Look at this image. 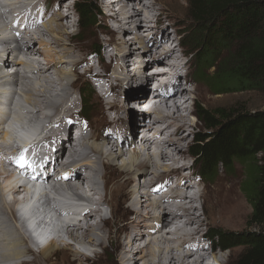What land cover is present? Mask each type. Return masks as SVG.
Returning a JSON list of instances; mask_svg holds the SVG:
<instances>
[{"label":"bare ground","instance_id":"1","mask_svg":"<svg viewBox=\"0 0 264 264\" xmlns=\"http://www.w3.org/2000/svg\"><path fill=\"white\" fill-rule=\"evenodd\" d=\"M133 1L135 6L131 12L124 11V0L102 2L111 10L108 19L116 24L119 35L129 30L131 33L127 34L128 40L125 35L120 36L121 41L108 53L118 63L117 73L112 72L114 76L110 74L108 80L93 78L96 83L105 82L106 87L100 85V94L113 95L105 109L109 122H102L111 127L101 130L90 119L82 120L88 131L81 147L74 148L67 140L74 125L69 119L76 107V100L71 99L74 94L71 68L88 63L83 72L94 73L93 76L99 73L92 72L95 65L85 57L75 58L68 46L75 32L68 31L62 21L67 18L72 2L58 3L56 12L45 20L39 13L41 3L37 0H0V264H53L50 256L64 249L74 257L80 255L82 264L92 258L96 260V247L104 248V241L112 232L109 218L102 217L101 206L108 205L112 214L111 197L122 184L131 183L127 180L129 177L134 187L120 203L125 219L118 230L116 244L121 264L137 261L140 264L227 263L226 256L213 251L212 240L206 249L207 236L201 227L203 224L233 226L240 216V204L235 196L227 197L230 188L227 184L223 195L219 194V188L215 191L213 206L209 207L206 189L198 188L199 183L191 179L197 176L193 173L194 166L184 163L182 142L191 134L193 122H188L183 111L187 109L186 100H191V92L196 89L187 87L188 83H195L190 72L185 77L182 75L185 81L182 87L176 84L180 67L188 66V60L183 57L186 51L180 49V40L170 36L163 25V5L156 8V0ZM166 16L171 18L169 14ZM37 17L43 19L41 28L46 27L41 35V29L35 24ZM17 20L19 25L25 22L36 28L31 35L38 39V50L17 30ZM69 23L74 25V21ZM174 29L177 33L178 28ZM39 52L43 61L32 58ZM131 56L136 59L133 69L127 72L126 64ZM105 66L99 64L103 72ZM147 66L151 68L143 76L142 69ZM9 67L14 71H9ZM120 70L123 82L127 76L128 92L113 83V80L121 83ZM154 83L156 90L151 89ZM147 92L159 94L162 99L148 109L147 106L144 110L139 108L136 114L129 106L144 105ZM188 93L190 96L186 98ZM130 98L133 100L129 101ZM112 112L119 113L116 118L121 120L111 118ZM185 126L191 128L188 133H181ZM54 130L57 132L52 133ZM115 139L120 140L122 148L114 145L118 142ZM127 144L134 149L128 154L124 150ZM21 145L34 146L37 150L36 157L27 159L29 163L19 159L24 150ZM64 155L70 160L59 168L58 160L63 161ZM76 156L82 159L76 160ZM102 157L106 159L101 162ZM186 166L189 172L183 170ZM82 168L89 173H83ZM108 169L115 172L112 179L107 176ZM122 173L128 177L118 182ZM26 178L33 182L29 184ZM88 191L97 199L94 196L86 199ZM82 200L84 204L94 200V207L80 214L77 201ZM72 215L76 218L70 219ZM97 216L99 220L92 221ZM51 234L54 235L46 245L38 246L34 242V248L30 247L31 240L42 241ZM30 254L34 258L25 260Z\"/></svg>","mask_w":264,"mask_h":264},{"label":"trees","instance_id":"2","mask_svg":"<svg viewBox=\"0 0 264 264\" xmlns=\"http://www.w3.org/2000/svg\"><path fill=\"white\" fill-rule=\"evenodd\" d=\"M187 5V16L200 32L186 36V45L191 53L202 49L191 80L213 94L253 91L264 96V0H187ZM74 8L81 31L96 25L94 0H77ZM98 49L93 55L101 59ZM94 93L90 84L79 88L84 119ZM194 115L200 128L188 154L195 174L211 184L219 166L229 172L237 163L244 175L240 187L251 205L247 229L210 228L205 236L222 251L242 247L234 264H264V109L221 112L196 104Z\"/></svg>","mask_w":264,"mask_h":264},{"label":"rangeland","instance_id":"3","mask_svg":"<svg viewBox=\"0 0 264 264\" xmlns=\"http://www.w3.org/2000/svg\"><path fill=\"white\" fill-rule=\"evenodd\" d=\"M64 1H66V3L72 2V8L68 12L67 18L62 21V23L65 26L67 25L66 27H67L68 31L75 32V34L71 37V41L68 43V46L71 49V53L77 59L85 57L86 60H89L90 62L94 63L95 67H93L92 72L97 71L99 73V75L93 76L94 73L83 72V68L88 63H85L83 65L82 64L75 65L71 68L72 73H73L72 74V80H71L72 81L71 82L72 83L71 88L73 87L72 90H74L73 91L74 94H72L71 99L76 100V107L74 108L73 112L71 113V117L69 120L73 124L79 123V119H81V117L79 116V108L81 105V101H80V97H79V95H80L79 94V88L81 86H85V85L90 84L93 86L95 93L92 97V104L90 106H86L87 113L85 114V116L87 117L88 120L90 119V122L98 124L101 127V130H105V129H107V127H108V129H110L111 126H108V124H105L102 122H109L108 115H107V112L105 111V109L108 106L107 101L112 100L113 95H108L107 97H105V96H103L104 94H100L98 92V90L100 89V85L102 84L106 87L105 82L103 81L104 79H99V80L103 81L102 83H100V81H98L96 83L93 78L98 76V77L107 78V80H108V76L110 74L113 75L112 72L117 73L116 68L118 66V63L115 59L111 60L108 57V53L112 52L110 49L114 45H116L118 42L121 41L119 39V37L121 36V35H119L120 32H118V30L116 29V27H115L116 24L114 22H110L108 19V17H109L108 13L111 12V10L106 9V7H104V5L102 3V2H105L107 0H94L97 8L99 9L98 21H97L96 25L89 26L88 28L84 29V31H81V29L78 26V22H77V15H76L75 8H74L75 1H77V0H61V1L60 0L59 1L58 0H37V3H39V5L41 3V9L39 7V13L42 15V18H45V20L50 18L56 12L55 9H56V6L58 5V3L62 4V2H64ZM124 1H125V5L123 6L124 11L125 12L133 11L134 9L132 7L135 6L134 1L133 0H124ZM143 1H146L148 3L152 2V0H143ZM66 3H63V4L66 5ZM155 3H156L155 4L156 8H158L160 6V4L165 7L164 13L162 14V16H163L162 23H164L163 25L167 28L170 36L174 35V37H176L177 39L180 40V49H184L186 51L185 55L183 57H186V59L188 60L187 61L188 66L183 67V68L180 67L179 71L177 72V76H179L180 79H177L176 84L178 83L177 85H179V87L180 86L182 87V85H184V83H185V81H183L182 75H184V77H185V74H188L189 72H190V74L192 73V70L194 69V62L196 61L197 57L199 56V53L202 50L200 47V48L196 49L195 52L191 53L192 49L190 50V47H189L191 45H186L185 39H186V36H189L192 33H197V32L199 33L200 30H199V28H197L193 24L192 21H190V19L187 16V6H188L187 0H156ZM115 7H116V5H115ZM62 12H65V11L63 10ZM168 14L171 16V18L166 16ZM120 20L123 21L122 19H120ZM69 21H72V24L74 21V25L73 26L70 25ZM144 23L146 24L147 22H144ZM41 25H43V24L39 25L40 26L39 28L41 29L40 35L42 33V29H44V27L41 28ZM175 27L178 28L177 33L175 32V29H174ZM45 29H46V27H45ZM146 29H148V26L145 27L143 29V31H141V32H145ZM32 32L33 31H31L29 33L31 34ZM26 33H28V32H26ZM26 33L24 35L25 37H27V38H25L26 41L30 45H32L33 48L38 50L39 45L36 42L38 39L34 38L32 35H30V36H29V34L26 35ZM129 33H131L130 30L127 31L126 33L124 32V34H122V35H125L124 37H126L128 40L130 36H128L127 34H129ZM144 36L147 37L146 34ZM43 37H44V39H47L46 36L43 35ZM29 39H30V41H29ZM132 44H136V43L132 42ZM96 47L99 48L98 49L99 53H101V58H103L102 62L104 65H106L105 66L106 67L105 72H103L99 68V63H98L99 58L97 59L93 55L92 50H93V48H96ZM155 50L157 51V48ZM155 54H158V53H155ZM34 57L37 59L41 58L40 60L43 61V57H42L40 52H39V54L32 56V58H34ZM130 58H131V60H130ZM128 59H129L128 64H126L127 72H128V69L130 71L133 69L131 66L135 62L134 59H136V57L131 56ZM35 61H36V59H35ZM150 68H151V66H147L146 68L142 69L143 76H145L144 73L146 74V72ZM145 70H146V72H145ZM125 71H123V72H125ZM207 73L210 74L211 70H208ZM118 75H119V78L121 79V83L118 81H115V80H113L114 81L113 83L119 84L120 88L125 87V90L128 92V87H127L128 84L126 83L127 82V78H126L127 76H125V81L123 82L122 77H121V70L119 71ZM128 77H130V76H128ZM109 82H110V80H109ZM106 84H108V81ZM192 86H191L192 90L195 87H196V89H194L191 92V100H189V99L186 100L187 109L185 111H183V114L186 115V117H188V122H193V126H192L191 134L189 135L187 140L184 141V143L182 142L183 146L181 147L182 152L185 154L184 163H187L189 166L191 164H193V159L188 154V150H189L190 145L193 142V138H194L196 132L200 128V124L194 115V110H195L196 104H202L208 109H216V110H220L221 112L233 110L235 108H245V109H251V110L264 109V96L260 93H257V92L243 91V92H228V93H223V94H213L209 90V88L205 84H203L202 82L194 83ZM136 89L137 88H135L133 90L135 91ZM145 90L146 89L142 88L143 92H145ZM165 90H167V89L165 88ZM174 90L177 91L178 88H176ZM138 94L139 93H137L136 95H138ZM131 100H133V98L129 99V101H131ZM67 104H69V102H67ZM129 107H133L136 114L138 113L139 108H140L139 106L135 107L133 103L130 104ZM114 111L120 112L121 110H114ZM118 114L119 113H113L112 112L110 114V117L115 118V121H118L119 119L121 120V118H118V119L116 118ZM86 122L88 123V121H86ZM137 128H138V126H137ZM190 128H191L190 126H185V128L181 131V133L182 132L188 133ZM68 139L70 142L71 138H67V140ZM132 151H134V149ZM99 159H100V157H99ZM105 159H106L105 157H102L101 162L104 161ZM99 164H101V163L99 162ZM193 166H194V164H193ZM187 167L188 166L183 167V170H188ZM108 170H107V176H109L110 179H112V176H114L113 174L115 172L111 171L112 169H108ZM194 170L196 171L195 167H194ZM194 170H193V173L195 174ZM188 172H189V170H188ZM196 173H197V171H196ZM127 177L128 176H126V174L122 173L121 176H119V179L117 181L119 182L121 180L123 182ZM212 177H213V182L211 184H209L208 180H206V183L202 182V180H200L198 178V176H194V178H191V179H193L192 181H197L199 183L198 188H200V189L205 188L206 189L207 194H205V196H207V198H209V201L207 202L209 207L213 206L212 201H213V198L215 197V195L217 194L215 191L219 188V194L223 195L226 192V190H224L223 187L227 186V184H228V186L230 188H229V190H227L226 195H227V197L235 196L234 198L238 200V203L240 204V216L238 217L237 222L233 226H230V227H226L224 225L203 224L201 227L202 233L205 234L207 232V230H209L210 228L217 229V230H228V231H241V230L247 229V223H248V220L250 218V213H251V205H250L249 201L247 200L245 194L243 193V191L241 190V187H240L241 182L244 178L243 171H242V168L240 167V165L235 163V166L229 172H227V170L225 171V169L222 166H219V168L216 170V172L213 174ZM127 180L131 183L130 184H124V185L122 184L117 190H115L117 195H115L116 193L114 192L112 197H111L112 198V204H113L112 214L109 211L110 208H108V205L104 206L106 208V210L108 209L104 213V217L109 218L108 225H110L112 232L110 233V237L108 238V240L104 241V246H105L104 248L96 247V251L98 252V258L96 260L92 258L91 260L85 261L87 264H121L120 259L118 257L119 253H117L118 251L116 248V244L118 242V238H117V235L119 232L118 230H120V228L122 227L123 219H125V217L123 216V212L121 211L120 203L122 202L123 197L126 195V193L134 187V181L132 182V179L130 180V177ZM145 180H146V178H145ZM99 182L101 183V181H99ZM118 182H115V183L117 184ZM140 182H141V184H144L143 179H141ZM93 196L96 197V198H94V200H96L97 196L94 194H93ZM196 203H197V205H199L200 200H197ZM198 207H200V205ZM122 237H123V235H122ZM146 239H147V237H145V240ZM28 241L30 242V239ZM214 249H213V251H215V253H217L218 255H224L227 257V263L226 264H234L235 258L241 252L242 247L237 246V247H234L230 250L222 251L221 249L218 248V246L215 245ZM33 252L35 253V252H37V250L34 249ZM33 254H30L29 256L24 257V259L30 260V259L34 258ZM88 254L90 255L89 252H88ZM50 260L51 261L54 260L53 264H82L80 262V260H81L80 255L74 257L73 255L70 254V252L68 250H65V249L62 251H59L55 255L50 256ZM134 264H140V261H137Z\"/></svg>","mask_w":264,"mask_h":264},{"label":"snow or ice","instance_id":"4","mask_svg":"<svg viewBox=\"0 0 264 264\" xmlns=\"http://www.w3.org/2000/svg\"><path fill=\"white\" fill-rule=\"evenodd\" d=\"M26 151V150H24ZM20 161H22L23 163H29L27 160H26V157L22 154L20 157H19ZM23 166V164H22Z\"/></svg>","mask_w":264,"mask_h":264},{"label":"built area","instance_id":"5","mask_svg":"<svg viewBox=\"0 0 264 264\" xmlns=\"http://www.w3.org/2000/svg\"><path fill=\"white\" fill-rule=\"evenodd\" d=\"M135 107H137V106H135Z\"/></svg>","mask_w":264,"mask_h":264}]
</instances>
